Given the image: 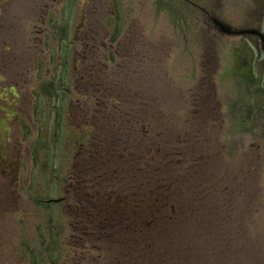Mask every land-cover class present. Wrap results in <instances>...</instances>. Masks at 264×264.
<instances>
[{"label": "rangeland", "instance_id": "obj_1", "mask_svg": "<svg viewBox=\"0 0 264 264\" xmlns=\"http://www.w3.org/2000/svg\"><path fill=\"white\" fill-rule=\"evenodd\" d=\"M189 1V12L172 13L180 0H2L0 75L23 90L29 127L18 183L0 178V264H49V254L59 264H140L120 247L112 257L117 230H94L108 221L97 208L121 211L126 196L151 212L168 184L183 203L177 188L193 164L216 181L218 214L251 222L243 261L264 264V0ZM62 28L75 38L68 71L57 51ZM249 45L256 81L242 84L235 55ZM60 97L65 126L90 132L80 138L89 150L69 147L68 131L64 144L53 135ZM250 100L251 132L240 141L230 123L249 115Z\"/></svg>", "mask_w": 264, "mask_h": 264}, {"label": "trees", "instance_id": "obj_2", "mask_svg": "<svg viewBox=\"0 0 264 264\" xmlns=\"http://www.w3.org/2000/svg\"><path fill=\"white\" fill-rule=\"evenodd\" d=\"M188 2L190 1L180 0L177 5H172L174 7L171 6V12L173 13V9L176 7L179 8V13L185 10L189 12L190 4ZM73 3L75 4V0ZM74 8H76V5H70L68 19L73 14V10L75 11ZM175 10L177 11V8ZM207 17H210V15ZM119 27L120 23H117V27L113 31V36L119 33ZM62 31L67 32L65 28H62ZM71 41L68 37L59 39L58 47L65 49L70 45ZM245 42L248 46V42ZM242 47H238L236 51L235 56L239 58L242 65L240 64V72L235 74H247L248 77L245 74L239 77L242 84H245L247 80L251 83V77L254 80L256 79L252 71L253 66H251V59L256 55L255 53H251L250 45L248 47L249 49ZM63 54L65 56L64 70L68 71L69 54L67 52ZM242 100L244 99L242 98ZM244 106L247 108L246 113L249 115L233 118L229 129L231 132L230 137L239 135L241 136L240 141L244 138L243 136H247L246 133L251 132L250 114L255 103L251 104L250 100ZM262 111L263 109H256L255 113L256 115H260ZM262 128L264 129V127ZM230 137H227V143H229ZM233 149L235 150L234 145ZM228 150V154L232 155L234 151ZM189 170V175L181 180L184 185L177 188L181 195L180 198L184 197L185 199L183 203L172 202L170 191L172 185L168 184V186L163 188L161 193L163 199L161 198L160 201L156 198L157 208L154 206L151 212L144 211L140 203L136 200H129L131 197L127 198L126 196L120 206V208H123L121 211L115 209L110 204L102 208L105 209L103 213L97 208L98 210L96 212L98 213L96 215L105 217V220L108 221L104 226L99 227L96 225L97 227L95 226V229H93L102 230L105 227L108 230H117L113 235L111 233V238L108 240L112 246L110 247L112 257L115 256L114 253L120 247L121 249L119 251L122 258H125V260L136 258L141 262L140 264H248L246 261H243V256L247 252V240L251 239V235L249 234L251 233V222L245 219V217L239 216L241 218L239 221H236L237 225L234 226V220L231 219V216L227 215V211H224L223 214H218L217 209L221 206V203L217 201L218 199L215 198V194L212 193L218 189L216 181L214 180L212 183V177L202 172V170H198L196 164H193ZM134 197L136 196L134 195ZM133 202L135 204L131 207ZM181 206L182 208L183 206L186 209L189 208L190 212L187 210L183 212V209L180 210L177 208ZM202 208H210L211 211L205 214ZM213 209H216V212ZM245 210L246 203L242 205L237 213L239 215L244 214L246 213ZM111 215L116 225H113L114 220ZM92 223L95 224L94 220ZM125 232L127 233L124 235ZM54 237L52 236V238ZM229 243L244 244L242 248L239 247L235 251V248L228 245ZM225 244L228 245L227 248H224ZM59 258L58 255L55 257V254H49V264H59Z\"/></svg>", "mask_w": 264, "mask_h": 264}, {"label": "flooded vegetation", "instance_id": "obj_3", "mask_svg": "<svg viewBox=\"0 0 264 264\" xmlns=\"http://www.w3.org/2000/svg\"><path fill=\"white\" fill-rule=\"evenodd\" d=\"M63 1L69 2L70 0H63ZM1 2L2 0H0V3ZM75 2H78V0H75ZM47 22H48L47 17H45L43 23L44 24L43 28L45 29ZM41 34L43 36V33L41 32H39L37 35L40 36ZM57 35H59L58 39H63L64 31L60 29ZM53 37L57 38L56 35H53ZM74 45H75V38H73V40L70 42V45H68L65 49L63 47L62 48L59 47L57 51L59 50V52L61 51V53L67 52L69 55H74L76 48L73 47ZM64 90L68 91L65 88H61L62 92ZM23 97H24L23 90L19 87V83H17L12 76L9 78V77H5L4 75H0V178L5 179L9 183L12 182L18 183L19 181L18 173L21 171L22 164L24 162V160L21 159L22 156L21 151L24 147V145L22 144V139L23 136L27 133L29 126H28V122H26L24 109L22 108ZM63 110H64V98L60 97L57 101L56 115H55L56 117L55 122L57 128L56 131H52L53 135L56 138L59 137V144L61 142H63L64 144L65 141L63 140L64 139L63 134L66 131H68L69 136L68 138L65 139L69 140V147H70V142H75V143H80V147H82L81 152H84L85 149L89 150L84 146V144L81 143L83 141L80 140V138L81 136L88 137L90 135V132H84V133H89L88 135L85 136L80 134L79 131L80 129L76 127L77 125L69 124L65 126V113H64L65 111ZM85 130L90 131V127L89 126L85 127ZM81 156L82 158L84 157L83 155ZM74 200L75 199H73V201ZM73 205L72 206L75 210L79 209L78 204L73 203ZM17 251L19 254L20 253L22 254L21 249H17ZM9 258H12V254L10 252H9ZM29 260H30V255H29Z\"/></svg>", "mask_w": 264, "mask_h": 264}, {"label": "water", "instance_id": "obj_4", "mask_svg": "<svg viewBox=\"0 0 264 264\" xmlns=\"http://www.w3.org/2000/svg\"><path fill=\"white\" fill-rule=\"evenodd\" d=\"M241 35H244V34H256V32H253V31H244L242 33H240ZM262 37V36H261ZM263 41H264V37L262 38Z\"/></svg>", "mask_w": 264, "mask_h": 264}]
</instances>
